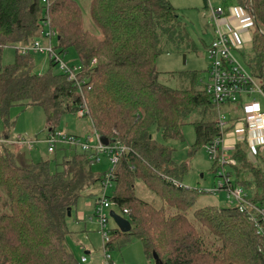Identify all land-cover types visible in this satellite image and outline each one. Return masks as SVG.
I'll return each instance as SVG.
<instances>
[{
	"label": "trees",
	"instance_id": "16d2710c",
	"mask_svg": "<svg viewBox=\"0 0 264 264\" xmlns=\"http://www.w3.org/2000/svg\"><path fill=\"white\" fill-rule=\"evenodd\" d=\"M237 2L255 19L248 67L262 73L264 0ZM205 11L206 6L208 22ZM90 17L97 30L85 23L83 0H49L48 5L42 0H0V118L8 122L12 108L35 105L60 119L86 104L94 130L131 149L116 167L111 200L132 230L113 229L109 249L114 250L118 238L137 236L146 257L159 264H264V241L236 208L206 206L194 212L199 225L217 240L209 243L188 217L200 194L183 185L188 166L175 163L174 149L155 140L156 133L165 142L180 140L187 124L196 130L194 148L221 135L218 121H185L199 107L213 103L196 87L194 73L188 89L158 82L157 59L187 40L179 10L169 0H90ZM45 20L58 36L59 54L77 51L81 88L67 75L54 74L57 64L52 59L51 71L42 75L31 68V55L17 54L13 64H4L3 49L42 38ZM8 135L0 132V138ZM8 148L0 144V191H7L5 201L0 195V264H81L67 244L68 208L72 212L82 190L104 176H95V162L77 148H58L64 154L62 171H53L49 160L20 165ZM232 157L238 161L237 184L252 191L254 202L264 204L263 169L250 161L245 144L237 146ZM243 173L250 178H241ZM139 181L163 201L161 206L136 195Z\"/></svg>",
	"mask_w": 264,
	"mask_h": 264
},
{
	"label": "rangeland",
	"instance_id": "374dc122",
	"mask_svg": "<svg viewBox=\"0 0 264 264\" xmlns=\"http://www.w3.org/2000/svg\"><path fill=\"white\" fill-rule=\"evenodd\" d=\"M170 3L179 10L183 22L187 24V40L184 38V44L178 49L163 53L156 62V70L159 73L158 82L160 84L175 88L188 89L192 83V73L196 75V87L203 89L202 80L207 79V67L211 63L210 56L207 52L208 47L212 43V33L210 24L204 18L205 0H169ZM86 2H88L86 7ZM228 8L227 15H230L231 9L239 10L240 5L237 0H229L226 3ZM83 11L86 25L92 26L97 30L90 17V0H83ZM244 21H248L247 15L242 16ZM254 34V28H250ZM93 32L92 30H90ZM189 39V40H188ZM42 43L45 41L42 40ZM57 38H54V46L57 47ZM16 47L7 46L3 49V62L5 65L13 64L16 60ZM238 59L243 65L248 68V59L252 58V48L249 47L246 52H237ZM61 58L68 67H78L81 65L80 57L74 48H70L66 53H62ZM30 65L33 71L39 75L46 74L51 71V62L49 57L43 54H31ZM54 74H61L59 65L53 67ZM256 82L263 85L260 78V72L251 71ZM255 74H254V73ZM264 109V103L262 104ZM220 114L226 116V120L230 118L242 117L244 115V108L241 102L235 104H224L217 106L214 103L206 106H201L196 109L188 118L186 122L199 123L201 121H218ZM5 118H0V132H8L11 137H22L27 139L44 140L48 130L52 127L64 135H92L94 128L92 121L88 117L79 118L77 114L65 113L60 119H55L49 116L42 107L39 106H16L12 108ZM88 133V134H87ZM182 137L177 140L165 142L161 135L156 133L155 140L158 143L167 145L174 149L173 160L177 164H185L188 166V172L182 178L183 185L187 188L196 189L200 192L198 201L191 211L188 213L189 219L199 228L202 234L207 235L210 244L217 241L214 237L209 235V231L203 228L196 221L194 212L197 209L206 206L229 207L227 192L215 191L218 188L221 179L217 176L219 171L218 166L210 159L205 147L194 148L196 143V130L193 125L187 124L182 128ZM239 136H232L226 134V143L229 148L239 140ZM231 142V143H230ZM230 143V144H229ZM16 149V148H15ZM60 149V148H59ZM17 151H20L17 149ZM15 152V151H14ZM26 153V162L31 165L49 160L52 164L53 171H62L63 156L61 151L55 154L48 152V145L42 141L36 144V148L30 152L24 149ZM68 155H71L68 152ZM264 171V165L257 164ZM231 171V168L228 167ZM110 169L108 159L102 157L101 163H94L93 172L95 176L101 178ZM235 175L238 172L234 171ZM235 175L233 178L235 179ZM250 178L249 175L242 174L241 178ZM114 187L106 191V196L112 198L115 191ZM136 195L146 202L154 204L159 207L163 201L158 198L152 191H150L142 182L136 183ZM251 196L253 193L248 190ZM0 195L5 201L7 198V191L5 189L0 191ZM104 196V188L102 182L91 183L84 190H82L81 197L71 212V217L67 220V244L69 249L74 254L77 260H81L84 255V250L81 246L89 248L91 256H87L88 263L81 264H108L105 259L103 232L99 226L98 220L95 217V209L99 198ZM4 205V203H3ZM112 211L123 216L122 211L115 205L112 206ZM83 214L81 219L80 214ZM81 219V220H78ZM117 225L113 219H109L107 230H113ZM220 243L217 242V246ZM114 250L109 249L112 257V264H155L154 259H148L145 255L144 245L137 237L129 239L118 238L114 241ZM156 260V259H155Z\"/></svg>",
	"mask_w": 264,
	"mask_h": 264
},
{
	"label": "built area",
	"instance_id": "2783aa9c",
	"mask_svg": "<svg viewBox=\"0 0 264 264\" xmlns=\"http://www.w3.org/2000/svg\"><path fill=\"white\" fill-rule=\"evenodd\" d=\"M229 0H205L208 22L212 25L214 38L208 47V54L211 63L207 69V79L203 82V90L210 96L212 102L218 107L224 104H235L241 102L244 108V115L242 117L230 118L226 120L224 114H220L218 119V127L221 135L210 144L206 145L208 156L218 166L217 176L221 179L218 188L215 191H226L229 207L236 208L240 213L245 214L248 219L254 224L257 234L264 241V204L254 202L253 196L250 195L248 189L240 186L236 182L235 172L238 161L232 157V153L236 147L245 144L248 149V156L250 161L254 164L264 165V71L260 73V78L263 85H259L252 70L246 68L237 57L239 44L233 36V31L230 28L225 30L223 23L228 16V8L226 3ZM49 0H42L43 5H48ZM240 16L247 15L249 39L247 42H242V50L253 47L254 34L250 28L255 27V19L250 13L241 7L237 10ZM43 35L42 38H37L30 45H17V54L26 57L31 54H43L54 60L60 66L61 72L68 77V81L73 82L75 86L81 88L84 82L81 81L80 75L82 73V66L68 67L62 60L61 54L58 53L54 46V38L57 34L50 28L49 21H43ZM45 42L42 43L41 41ZM97 64V59L92 62ZM254 73V72H253ZM255 74V73H254ZM79 118H90L89 108L84 104L77 112ZM239 136V140L233 145V148L228 147L226 143V134ZM101 136L94 130L92 135L79 137L74 135H64L56 130H52L44 140L27 139V138H0V144H7L14 150H28L33 151L36 144L46 143L48 145V152L55 154L59 147L68 146L80 149L89 156V160L97 163L102 162V157L108 159L110 169L105 173L102 186L104 188V196L99 198L95 217L98 220L101 231L103 232L105 259L110 264L112 259L109 253L108 244L111 238L112 230H107L110 212L114 203L111 198L106 196V191L114 187L116 181V167L121 160L131 149L117 140L104 145ZM16 148V149H15ZM230 167L232 171H228ZM228 169V170H227ZM235 175V179L233 176ZM126 214L127 211H124ZM124 216V215H123ZM125 217V216H124ZM112 219V218H111ZM86 262V258L82 259Z\"/></svg>",
	"mask_w": 264,
	"mask_h": 264
},
{
	"label": "crops",
	"instance_id": "0c3cea01",
	"mask_svg": "<svg viewBox=\"0 0 264 264\" xmlns=\"http://www.w3.org/2000/svg\"><path fill=\"white\" fill-rule=\"evenodd\" d=\"M243 19L244 18L240 16V14L238 13V11L236 9H231L230 10V15L226 16V18L224 19L225 22L223 23V25L225 26L224 29L227 30L226 27L229 28V29L231 28L232 31H233L234 38L237 40L238 43H240L239 44V49H238L237 52H241V51L242 52H246L247 49L246 50H242L243 49L242 48V42H245V41L247 42L248 40H250L249 39V33L247 31V29L249 28L248 27V23H246V21H244ZM210 29H211V33H212V36H213L212 39H213L214 38L213 29L212 28H210ZM207 69H208V67H207ZM52 129H54V128L52 127L51 129L48 130L47 135L52 131ZM47 135H46V137H47ZM76 136H78V135H76ZM85 136L86 135L79 136V137H85ZM6 137H8L9 139H13L11 137V134H9ZM17 138L18 137H14V139H17ZM8 149L14 155V158H15V160H16V162L18 164L24 165V166L30 165L29 162L28 163L26 162V153H24V150L17 151V150H14V149L11 150V148H8ZM30 152H32V151H30ZM61 154H62V156H64V154L62 152H61ZM72 211H73V209H72ZM80 217H81V219L84 217L82 213L80 214ZM81 219H78V220H81ZM81 249L84 250V255H82L81 260H78V261L80 263L81 262L82 263H88L89 260H88L87 256H91V251H89V248L84 247L83 245L81 246ZM83 258H86L87 261L83 262L82 261ZM154 262H155V264H159L156 260H154Z\"/></svg>",
	"mask_w": 264,
	"mask_h": 264
},
{
	"label": "water",
	"instance_id": "95a60500",
	"mask_svg": "<svg viewBox=\"0 0 264 264\" xmlns=\"http://www.w3.org/2000/svg\"><path fill=\"white\" fill-rule=\"evenodd\" d=\"M7 138L8 137H6V139ZM100 140L104 145H108L110 143V141L107 138H105L104 136H101ZM71 214H72L71 208H68V217H71ZM110 215H111V218L113 219V221L115 222V224L117 225V228L121 232L128 233L132 230V224L126 217L121 216V215L115 213L114 211H112L110 213Z\"/></svg>",
	"mask_w": 264,
	"mask_h": 264
}]
</instances>
